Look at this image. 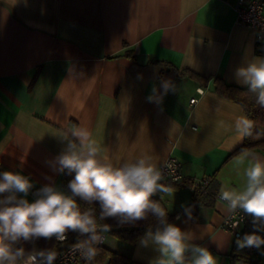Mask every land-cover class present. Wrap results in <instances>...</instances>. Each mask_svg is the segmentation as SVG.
<instances>
[{
  "label": "crops",
  "instance_id": "crops-1",
  "mask_svg": "<svg viewBox=\"0 0 264 264\" xmlns=\"http://www.w3.org/2000/svg\"><path fill=\"white\" fill-rule=\"evenodd\" d=\"M233 2L0 0V173L28 176L37 190L53 183L66 191L48 162L64 147L58 136L74 127L88 128L114 165L144 154L158 166L176 158L191 185L172 187L174 197L162 199L171 222L207 247L217 264H232L230 253L239 247L223 228L230 212L219 193L242 187L247 160L237 166V159L251 153L264 160V152L231 155L244 140L234 130L235 118L246 116L243 107L173 69L243 86L235 70L264 57V43L237 20ZM162 81L172 85L167 94ZM154 88L162 103L148 101ZM202 178L216 180L217 193L210 205H191ZM189 206L191 220L184 214ZM142 236L130 244L109 235L104 243L151 264L159 253L142 247ZM250 259L264 264V253Z\"/></svg>",
  "mask_w": 264,
  "mask_h": 264
},
{
  "label": "clouds",
  "instance_id": "clouds-1",
  "mask_svg": "<svg viewBox=\"0 0 264 264\" xmlns=\"http://www.w3.org/2000/svg\"><path fill=\"white\" fill-rule=\"evenodd\" d=\"M235 77L254 95L256 104L264 107V57H254L238 67ZM161 87L163 94H167L172 85L162 81ZM147 99L162 103L163 95H158L154 88ZM234 130L240 139L252 137L254 122L237 116ZM260 135L256 133L257 138ZM58 138L64 147L48 163L54 171L72 176L67 192L49 183L38 189L30 202L26 198L34 187L30 177L12 171L0 173V264H54L59 255L55 248L34 247L26 251L16 245L41 238L64 242L69 232L84 237L70 247V252L78 253L87 262L93 261L98 254L96 245L103 242L100 233H109L111 225H98L95 209L82 211L80 202L98 203L99 220L116 218L121 225H135L153 217L154 229L148 228L140 238L142 247L152 246L159 253L151 264H217L213 253L192 243L194 236L170 222L169 210L152 199L157 193L161 194L160 200L164 196L174 197L175 190L162 183L164 174L151 155L114 165L86 127H74L68 135ZM246 160L242 187L222 188L219 193V199L232 213V228L239 226L241 212L252 217L256 231L236 240L240 249L264 245V238L257 234L264 230V160L249 153L235 163L241 166ZM184 214L191 220L192 208L184 207ZM180 218L177 215L176 219Z\"/></svg>",
  "mask_w": 264,
  "mask_h": 264
},
{
  "label": "trees",
  "instance_id": "trees-1",
  "mask_svg": "<svg viewBox=\"0 0 264 264\" xmlns=\"http://www.w3.org/2000/svg\"><path fill=\"white\" fill-rule=\"evenodd\" d=\"M257 52L261 53L262 50L257 48ZM125 55L134 58V55L130 53V51H126ZM174 72L178 76H183L185 74H190L198 78L204 86L211 84L213 90L220 94L221 96L225 97L226 99L235 102L241 105L244 109L246 116L254 122V130L252 137H245L243 143L238 146L231 155L239 154L249 150H256L264 152V107H260L255 102V97L253 94L249 93L247 88L244 86H236L232 84H228L223 78L219 76L213 77H203L197 75L192 72L186 71H178L176 68L173 69ZM261 133V135L257 138L256 133ZM72 179L71 175L66 173L60 174V181L62 186L66 191L67 184L69 180ZM191 185V182L187 180H180L178 182H171V187L174 188H181L184 186ZM193 197L191 201V205H210L213 201L217 189L218 183L216 180L211 179L208 186L205 189H201L198 184L193 185ZM152 199L156 201H160L162 206L166 207L164 202L160 200L158 197L153 196ZM79 202V201H78ZM80 206L82 211L88 208H94L95 213L97 216V223L98 225H103L107 223L111 225V230L109 233H105L125 241L127 243L133 244L138 237L145 234L148 228L154 229L156 221L153 217L149 216L147 220H141L136 222L135 225L130 224H123L121 225L116 218H106L105 220H99V204L95 203L94 205H88L84 202H80ZM167 208V207H166ZM168 219L171 222L174 219V214H171L168 211ZM67 240L64 242L56 241L53 239H44L41 238L34 243L31 242H21L20 244L16 245L17 247H24L26 251L32 250L34 247L36 249H43V248H55V249H63L69 245L76 243L78 240L84 239V237L79 236L77 233L69 232L67 234ZM98 249V254L94 258V261L97 263H105L107 264H143L138 261L132 260L130 257L125 255L118 254L108 248L104 247L103 245H96ZM231 263H244V264H255L251 261L250 255L246 254L242 249L234 247L230 253Z\"/></svg>",
  "mask_w": 264,
  "mask_h": 264
},
{
  "label": "built area",
  "instance_id": "built-area-1",
  "mask_svg": "<svg viewBox=\"0 0 264 264\" xmlns=\"http://www.w3.org/2000/svg\"><path fill=\"white\" fill-rule=\"evenodd\" d=\"M233 6L237 15V20L253 30L257 42L264 43V0H234ZM190 102L192 104L196 103L197 98H192ZM165 164H170L171 167H165ZM159 167H161L164 174V180L162 182L171 183L182 180L183 174L181 170V162L176 158L169 157ZM209 183L210 178H202L196 182L201 189H205ZM36 191L37 189L33 188L30 193L34 195ZM231 216L232 213H229L223 219V228L231 233L235 241L243 237L245 233L256 231L253 227L251 216L241 212L239 217L240 222L237 228L231 227ZM257 234L264 238V230L257 231ZM100 235L103 237V242L98 245H103L106 240V234L101 232ZM72 245L63 249H56L59 255L54 264H95L94 260L87 262L78 253H71L70 247ZM243 251L248 255L264 253V245L260 248L245 247L243 248Z\"/></svg>",
  "mask_w": 264,
  "mask_h": 264
},
{
  "label": "rangeland",
  "instance_id": "rangeland-1",
  "mask_svg": "<svg viewBox=\"0 0 264 264\" xmlns=\"http://www.w3.org/2000/svg\"><path fill=\"white\" fill-rule=\"evenodd\" d=\"M107 236H109V234H107ZM109 244H110V243H104L103 246H104V247H108ZM95 264H107V262H105V263H97V262H95Z\"/></svg>",
  "mask_w": 264,
  "mask_h": 264
}]
</instances>
